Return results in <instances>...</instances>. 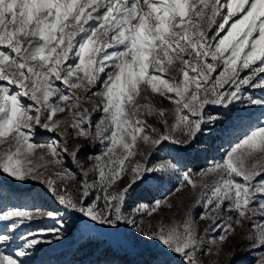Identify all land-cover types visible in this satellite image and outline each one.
I'll return each mask as SVG.
<instances>
[{"label": "snow or ice", "instance_id": "obj_1", "mask_svg": "<svg viewBox=\"0 0 264 264\" xmlns=\"http://www.w3.org/2000/svg\"><path fill=\"white\" fill-rule=\"evenodd\" d=\"M177 63V75L168 78ZM0 82V145L13 141L0 151V173L39 182L66 210L95 224L131 226L155 241L161 255L176 257V264H202L199 256L213 247L219 254L244 221L249 222L245 239L250 248L264 251V118H257L221 160L198 173H178L172 160L132 163L141 144L154 151L163 142L190 145L218 119L207 112L209 106L227 109L246 102L264 108V95H245L247 89L264 93V0H0ZM142 90L164 97L174 108L138 103ZM89 95L101 97V106L82 107ZM96 112L100 116L94 121ZM62 113V119L55 118ZM146 116H155L163 131ZM63 124L74 130V136L67 129L59 132L65 145L75 136L100 143V154L88 156L91 166L79 163L80 146L70 153L78 166L74 171L65 166L63 154L69 150L59 140L36 141L37 128L53 133ZM40 149L46 152L37 156ZM250 159L254 162L248 164ZM49 165L58 168L52 175ZM157 173H178L177 192L202 188L199 219L210 221L203 235L193 212L170 224L144 228L137 223L135 214L152 216L171 207L167 200L139 204L126 214L133 187L160 179ZM125 176L128 183L113 190ZM209 176L217 178L205 183ZM69 182L76 183L69 188ZM41 217L58 219L59 213L0 207V264H25L20 258L52 242L40 236L62 239L59 228L17 235ZM256 264H264V255Z\"/></svg>", "mask_w": 264, "mask_h": 264}, {"label": "rangeland", "instance_id": "obj_2", "mask_svg": "<svg viewBox=\"0 0 264 264\" xmlns=\"http://www.w3.org/2000/svg\"><path fill=\"white\" fill-rule=\"evenodd\" d=\"M71 22V21H70ZM91 23V22H90ZM136 23V21H133ZM231 23V22H230ZM223 35V33H222ZM111 51V50H109ZM195 59V57H192ZM177 63L169 72L167 77L177 75ZM246 74V73H242ZM75 82V81H73ZM3 83V82H0ZM93 91H103V88H94ZM76 95L84 96L86 93L81 90H75ZM252 94L256 97L264 95L259 89H247L245 95ZM147 97V100L145 99ZM137 102L144 104L150 103L156 108L173 109L174 105L164 97L153 94L150 91H141ZM101 106V97L89 95V100L82 107L92 109ZM207 112L218 117L214 122L204 126L203 130L198 133L197 137L190 145H174L170 142H163L158 150L154 151L151 145L141 144L138 147V154L132 160L144 162L147 158L149 164L161 163L165 160H172L178 169V173L192 170L198 173L202 169L211 166L215 161L221 160L225 153L234 145L235 142L248 130L249 126L261 117L264 108L257 106H246V102L238 103L225 109L219 106H209ZM66 114H58L56 119H62ZM100 116L99 112L93 113L92 119L95 121ZM169 124L173 122V117L169 115ZM147 122L163 131V125L159 123L155 116H146ZM67 129L70 136H74V130L67 124L61 125L57 132H46L37 128L36 141L39 143H48L50 140H59L61 148L67 147L68 153L63 154L65 166L76 171L78 166L73 161L70 153L80 146L77 154L79 163L84 167L91 166L94 161L89 160L88 156L99 155L102 146L97 141L95 143L75 136L68 140L67 145L63 143L59 132ZM178 138H184L179 136ZM13 143L9 139L3 145H0V151L7 150ZM44 149L37 150V156ZM139 153H143L140 155ZM151 153V155H149ZM51 160V156H46ZM248 164L254 160H248ZM43 171V169H41ZM58 170L57 166L49 165L47 174L52 175ZM155 174L160 179H151L144 183H138L130 191L129 198L126 202V214L132 213V209L139 204L153 205L157 200H167L171 207H161L152 216L146 214H135L138 224L142 221V227L147 228L149 224H158L163 221L170 224L172 221H183L189 212L194 213L196 225L199 234H204V229L210 221L200 220L199 215L202 211L197 206V200L201 195L200 186L192 189L190 186L182 188L177 192L175 189L179 186V174ZM217 177L209 176L204 181L211 183ZM76 182H69L71 188ZM128 183V177L117 183L113 190L119 191ZM95 192L91 199L95 198ZM79 195L78 193L76 194ZM147 200V201H146ZM141 201V202H140ZM17 205L29 209H43L59 213L58 219L41 217L33 222L23 225L17 232L21 233L37 232L40 229H60L62 239L55 240L51 235L38 237L41 240H51V243H40L37 245L28 257L20 258L25 264H160L161 261L167 264H176V257L161 255V248L155 241L147 240L136 233L129 225L121 223L113 229L109 226H100L83 217L79 213L66 210L61 206L46 190L44 185L31 179L20 182L0 173V207ZM224 215H232L230 212ZM59 221H62L61 227ZM249 228V222L244 221L242 226L235 228L234 234L230 235L227 241L217 254V249L212 248L208 254H202L199 259L202 264H256V258L264 255V251L252 250L249 241L245 239L246 231ZM216 233H211L214 236ZM126 239L130 243V248L126 245ZM20 243V241H17ZM234 252V255H231Z\"/></svg>", "mask_w": 264, "mask_h": 264}, {"label": "bare ground", "instance_id": "obj_3", "mask_svg": "<svg viewBox=\"0 0 264 264\" xmlns=\"http://www.w3.org/2000/svg\"><path fill=\"white\" fill-rule=\"evenodd\" d=\"M126 242H128L127 239H126ZM128 243H129V242H128ZM129 244H130V243H129ZM127 247L130 248L131 246L129 245V246H127Z\"/></svg>", "mask_w": 264, "mask_h": 264}, {"label": "water", "instance_id": "obj_4", "mask_svg": "<svg viewBox=\"0 0 264 264\" xmlns=\"http://www.w3.org/2000/svg\"><path fill=\"white\" fill-rule=\"evenodd\" d=\"M126 245L129 246L130 244L128 242H126Z\"/></svg>", "mask_w": 264, "mask_h": 264}, {"label": "trees", "instance_id": "obj_5", "mask_svg": "<svg viewBox=\"0 0 264 264\" xmlns=\"http://www.w3.org/2000/svg\"><path fill=\"white\" fill-rule=\"evenodd\" d=\"M147 201V200H146ZM141 202V201H140Z\"/></svg>", "mask_w": 264, "mask_h": 264}]
</instances>
